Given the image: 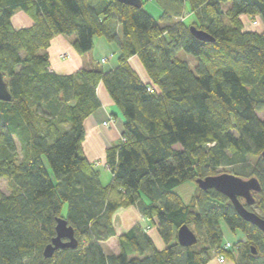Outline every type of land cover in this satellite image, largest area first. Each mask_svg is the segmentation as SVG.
Instances as JSON below:
<instances>
[{"label":"trees","instance_id":"trees-1","mask_svg":"<svg viewBox=\"0 0 264 264\" xmlns=\"http://www.w3.org/2000/svg\"><path fill=\"white\" fill-rule=\"evenodd\" d=\"M159 1L167 7L155 16L146 0L140 8L117 0H0V70L14 98L0 100V178L10 187L0 195V264H209L211 251L234 264H264V231L226 195L197 185L187 203L176 191L220 168L257 177L261 190L245 206L264 218V30L247 29L243 18L264 22V0H188L190 23L174 20L186 0ZM19 9L32 26L13 24ZM191 25L214 41L197 38ZM57 34L74 35L92 67L52 70L47 50ZM96 36L119 46L114 69L95 64ZM101 82L125 117L122 141L106 152L108 183L83 148L84 121L102 104ZM132 205L165 247L141 223L117 236L115 212ZM59 217L78 246L45 257ZM222 220L245 236L230 249ZM184 224L198 237L192 246L178 242ZM113 236L117 254L103 245Z\"/></svg>","mask_w":264,"mask_h":264},{"label":"crops","instance_id":"crops-1","mask_svg":"<svg viewBox=\"0 0 264 264\" xmlns=\"http://www.w3.org/2000/svg\"><path fill=\"white\" fill-rule=\"evenodd\" d=\"M20 16L25 19V21L27 19L28 24L30 23L27 18L28 16H26L25 12H22ZM243 18L244 20L248 19L249 21H251L248 16H243ZM259 21L261 30H264V22L261 20V18H259ZM74 40V35L57 34L53 37L51 45L49 46L47 51L51 62V69L55 72L60 74H70L86 66L92 67V65H88L86 63L84 57L77 51L74 46ZM97 41L98 43H96ZM106 41L102 40V38H94V57L95 64H101L103 62L107 63V67H103V69L105 71H108L114 69L118 65V59L108 65L111 60V57L108 54L112 55L117 51L120 52V50L119 46L116 43ZM97 46L99 48L98 52ZM62 54H66L68 55V57H62ZM105 58L106 61H103V59ZM130 63L141 76L143 81H149V76L137 56H132L130 58ZM97 94L102 104L93 114L87 117L84 121L86 134L83 142V148L90 161L96 162L98 167L104 166L105 171H108L110 173L109 180H102L104 183H108L111 180L112 174L106 165V152L109 147L117 145L122 141L125 117L121 109L114 103V101L110 97L103 82L98 85ZM111 116L115 119V123H111L108 125L104 124V121L108 120ZM102 177L103 176L101 173V178ZM122 218H125L126 220L124 223L120 222V225L116 226L117 236L131 229L134 225L142 223V219L144 217L139 211L138 207L132 205L123 210ZM145 224L146 225H144L143 227L147 230L148 233H150L151 230L155 228L154 226L150 225L149 220H147ZM148 226H150V228H148ZM154 231L155 234L152 235L154 237L153 240L156 244H158L157 246L160 247L163 245V240L159 236L156 228ZM117 236H113L103 243L104 249L107 253L117 254L120 252ZM112 239H117L116 248L108 247V243ZM223 264H226V262Z\"/></svg>","mask_w":264,"mask_h":264},{"label":"water","instance_id":"water-1","mask_svg":"<svg viewBox=\"0 0 264 264\" xmlns=\"http://www.w3.org/2000/svg\"><path fill=\"white\" fill-rule=\"evenodd\" d=\"M135 7H142L143 0H117ZM193 35L204 41H214V38L205 30L197 28L195 25L190 26ZM13 95L9 89V82L6 80L4 73L0 70V100L13 101ZM264 158V150L262 151ZM196 183L202 190L216 189L226 195L233 203L238 214L246 221L256 225L264 231V218L257 212L249 210L246 204H255L254 192L261 190V184L257 177L242 178L231 172H223L215 175H209L204 178H197ZM245 200V202L242 201ZM56 236L46 245L44 249L45 257H51L58 249L76 248L78 239L75 236L74 228L68 224V221L59 217L56 225ZM178 242L184 246H192L198 242L197 235L186 224L178 229ZM256 252V250H254Z\"/></svg>","mask_w":264,"mask_h":264},{"label":"rangeland","instance_id":"rangeland-1","mask_svg":"<svg viewBox=\"0 0 264 264\" xmlns=\"http://www.w3.org/2000/svg\"><path fill=\"white\" fill-rule=\"evenodd\" d=\"M166 1H163L162 3H160L159 0H146L145 2V9L150 11L153 15L155 16H159L162 12V8H166ZM180 11H182V14L178 17H175L174 20H185L186 22L190 23L192 22L194 19H195V16L192 12H190V5H189V2L188 0L185 1V3L183 4L182 8H180ZM24 13V11H22L21 9L17 10L15 12V14L13 15V24L16 25V27L20 26V27H30L33 25L34 21L33 19L27 14L26 16H28V20H29V24L27 22V19L25 21V19H23L20 14L21 13ZM245 25H246V28L247 29H261L260 28V25L259 23H254L253 20L249 21L248 19L245 20ZM96 38H102V40L106 41L107 39L104 38V37H99V36H96ZM108 42V41H106ZM98 43V41L96 42ZM99 51V48L97 46V52ZM118 51L115 52L114 54H108L110 55L111 57V60L109 62L108 65L111 64V62H115L117 59H118ZM180 57L183 58V59H187L190 61V65L192 67H195L196 65V59L194 56L186 53V52H181L180 54ZM113 56V58H112ZM67 57V56H66ZM140 61V60H139ZM141 62V61H140ZM102 67L106 68L107 66V63L103 62L100 64ZM259 116L264 118V109L259 111ZM45 163L47 166L48 165V162L45 160ZM100 169H101V172H102V180H109V176H110V173L108 171H105V168L104 166H100ZM219 173H223V172H230L228 169H224V168H220L219 170ZM108 172V173H107ZM218 173V174H219ZM196 189H197V183L194 181V180H189L187 181L186 183L180 185L179 187L176 188V191L182 196V198L184 199L185 202H190L193 194L196 192ZM10 192V187H9V184H8V181L5 179V178H0V195L3 194V193H9ZM130 207V206H128ZM128 207H123V208H120L118 209L116 212H115V226H119L120 225V222L121 223H124L125 222V218L123 219L122 218V212L125 208H128ZM64 212H66V208L64 210ZM144 217V216H143ZM145 218V219H144ZM142 220V225H146L145 222L148 220L146 217H144ZM221 225H222V228L224 230V242H227V241H230L231 243H236L237 241H239L240 239H243L245 236H244V233L241 231V230H236V231H232L228 225L225 223V221H221ZM148 228H150V226H148ZM155 228H153L151 230V232L149 233L151 235V237H153L152 235L155 234ZM160 236V235H159ZM118 239V238H117ZM117 239H112L108 244H109V248H116V240ZM154 239V237H153ZM162 239V238H161ZM163 240V239H162ZM156 244V243H155ZM158 244H156L157 246ZM166 246V243L163 241V245L162 246H157L158 248L161 249V247H165ZM108 248V249H109ZM111 250V249H110ZM223 254L225 256V262L226 264H233L234 261L231 260L230 258H228L225 253L223 251H219V252H214V251H211V259L209 261V264H223L225 262H220L219 261V256ZM133 256V255H131Z\"/></svg>","mask_w":264,"mask_h":264},{"label":"built area","instance_id":"built-area-1","mask_svg":"<svg viewBox=\"0 0 264 264\" xmlns=\"http://www.w3.org/2000/svg\"><path fill=\"white\" fill-rule=\"evenodd\" d=\"M254 23H257V21H255ZM68 57V55L66 54H62V57ZM106 59H103V61H105ZM149 90H153L151 87H149ZM111 123H115V119L111 116L109 117L108 120L104 121V124L108 125V124H111ZM233 246V243H231L230 241H227L225 244H224V249H230L231 247ZM225 256L223 254H221L219 256V261L220 262H225Z\"/></svg>","mask_w":264,"mask_h":264},{"label":"flooded vegetation","instance_id":"flooded-vegetation-1","mask_svg":"<svg viewBox=\"0 0 264 264\" xmlns=\"http://www.w3.org/2000/svg\"><path fill=\"white\" fill-rule=\"evenodd\" d=\"M244 200V199H243ZM245 201V200H244Z\"/></svg>","mask_w":264,"mask_h":264}]
</instances>
